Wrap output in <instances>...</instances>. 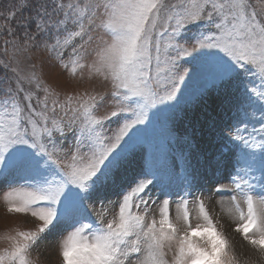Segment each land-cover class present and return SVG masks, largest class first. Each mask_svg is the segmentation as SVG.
Wrapping results in <instances>:
<instances>
[{"label": "snow or ice", "instance_id": "obj_1", "mask_svg": "<svg viewBox=\"0 0 264 264\" xmlns=\"http://www.w3.org/2000/svg\"><path fill=\"white\" fill-rule=\"evenodd\" d=\"M0 17V193L8 213L35 222L7 235L0 264H34L33 249L49 237L60 264H241L205 203L221 193L230 194L227 207L219 203L235 232L264 257V0H36L33 15L9 8ZM225 86L261 118L229 132L248 153L230 184L196 190L178 169L183 186L155 199L152 175L108 195L141 149L150 170L165 164L161 141L173 137L168 111L158 110Z\"/></svg>", "mask_w": 264, "mask_h": 264}, {"label": "rangeland", "instance_id": "obj_2", "mask_svg": "<svg viewBox=\"0 0 264 264\" xmlns=\"http://www.w3.org/2000/svg\"><path fill=\"white\" fill-rule=\"evenodd\" d=\"M36 0H0V13L6 12L9 8H15L22 11L25 6L29 9H35ZM175 2V0H170ZM33 3L34 7L31 5ZM6 21L0 17V25ZM192 33H187L186 38L191 39ZM3 38L0 37V52L3 51ZM69 52L71 49L68 50ZM67 56V54H66ZM4 57L0 55V59ZM23 59V57H21ZM33 61L39 70V55L33 54ZM28 62L21 64V68L28 70ZM15 66V65H13ZM5 70L0 69V77ZM48 70L45 69L46 79ZM8 75H11L8 72ZM195 81L190 80L185 93L192 90ZM185 93H182L177 100L171 104L168 109L158 110L157 115L162 116L163 111H168L167 127L173 139L161 141L164 144V155L166 157L163 166H157L150 170L146 162V150L141 149L135 154L131 162L125 167L122 173V179L117 189L108 193L112 199H116L118 192H122L125 186L132 184L137 178L145 175H152L154 182L149 186L147 194L155 199L160 195V189L165 186H171L174 190L183 186V181L187 178L185 173L178 172V169H186L187 173L194 178L193 187L196 190L210 189L216 183L230 184V177L234 175L237 167L245 163L247 150L243 144L236 141L229 135V132L236 126L247 123L249 130L251 127H259L261 118L259 113L255 119L247 115L243 109L238 108V101L235 94L232 93L230 86H225L224 90H218L215 87L207 88L195 99L185 102ZM156 114H154L155 117ZM73 134L67 132L63 139L65 148H70L73 142ZM227 149V151H225ZM223 153V155H221ZM259 160V156L257 158ZM209 193L205 191V196ZM230 194H213L211 199H206L209 213L214 221L218 223V228L225 232L231 241L234 250L241 259V264H264V257L252 248L242 237L240 233L235 232V221L225 211L221 210V196L226 201ZM99 207V205H96ZM7 202L3 199V193H0V252L11 245L7 238L8 234H14L12 230H26L32 228L35 223L25 214H10L6 211ZM116 206H112L109 215L105 218L111 219L115 214ZM189 211L192 217V223L195 225L202 220L197 217V207L194 203L189 204ZM177 206L171 205L172 219L176 221ZM156 216L159 219L158 205H151L149 217ZM171 252H169V256ZM31 259L34 264H60L57 254L56 238L49 237L40 242L38 247L33 249Z\"/></svg>", "mask_w": 264, "mask_h": 264}, {"label": "trees", "instance_id": "obj_3", "mask_svg": "<svg viewBox=\"0 0 264 264\" xmlns=\"http://www.w3.org/2000/svg\"><path fill=\"white\" fill-rule=\"evenodd\" d=\"M35 3H36V1H35ZM31 5L34 7L33 3ZM29 6L30 5L24 7V10H23L24 16L33 15V8L29 9Z\"/></svg>", "mask_w": 264, "mask_h": 264}]
</instances>
